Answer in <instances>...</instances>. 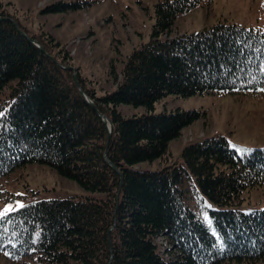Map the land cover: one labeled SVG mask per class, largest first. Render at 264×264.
<instances>
[{
  "label": "trees",
  "instance_id": "16d2710c",
  "mask_svg": "<svg viewBox=\"0 0 264 264\" xmlns=\"http://www.w3.org/2000/svg\"><path fill=\"white\" fill-rule=\"evenodd\" d=\"M203 1L160 0L150 40L121 68L111 65L114 87L98 95L79 71L76 83L58 42L0 0V179L46 164L100 195L38 201L2 215L0 253L10 261L224 264L264 257V210L239 208L244 191L264 185V147L240 154L225 136L212 135L168 160L171 143L202 113L154 112L168 95L264 92L263 29L218 23L173 34L178 17ZM91 5L59 0L42 14ZM80 87L113 124L107 154L108 128ZM121 105L146 112L126 116ZM156 161H164L156 170L141 166Z\"/></svg>",
  "mask_w": 264,
  "mask_h": 264
},
{
  "label": "rangeland",
  "instance_id": "374dc122",
  "mask_svg": "<svg viewBox=\"0 0 264 264\" xmlns=\"http://www.w3.org/2000/svg\"><path fill=\"white\" fill-rule=\"evenodd\" d=\"M56 1L59 0H5L24 25L52 37L59 48L70 54L72 67L98 95L111 90L114 87L111 65L121 68L134 48L150 40L156 21L155 6L160 0H91L93 5L83 11L42 14L46 5ZM218 23L264 30V0H204L178 17L173 34L197 32ZM177 108L197 110L202 116L171 143L168 160L178 159L190 142L212 135L225 136L240 154L264 147V92L168 95L155 104L154 112ZM120 111L132 116L145 113L146 108L121 105ZM163 163L145 162L141 166L156 170ZM86 196L100 195L61 175L54 167L27 164L0 179V217L21 208L20 205ZM239 208L245 212L264 210V185L244 191ZM160 242L167 247L165 241ZM0 264H35V261L26 258L12 262L0 253ZM224 264H264V257L256 262Z\"/></svg>",
  "mask_w": 264,
  "mask_h": 264
},
{
  "label": "water",
  "instance_id": "95a60500",
  "mask_svg": "<svg viewBox=\"0 0 264 264\" xmlns=\"http://www.w3.org/2000/svg\"><path fill=\"white\" fill-rule=\"evenodd\" d=\"M32 41V43H34L37 47H39L41 50H43L39 44L37 42H35L34 40L30 39ZM44 51V50H43ZM70 69H73L74 70V78H75V81L76 83L79 85L78 83V80H77V71L75 70V68L73 67H69ZM80 92H81V95L84 97V99L98 112V114L100 115L102 121L105 123V125L107 126L108 128V132H109V136H108V139H107V143H106V154H107V150H108V146H109V142H110V137H111V133H112V130H113V124L112 122L110 121V119L108 117H106L104 114H102L98 108L96 107L94 101L84 92V90L80 87ZM108 163L111 165L110 161H108ZM119 172V171H118ZM120 173V172H119ZM121 174V173H120ZM122 183H123V178L121 177L120 178V186H119V189H118V194H117V198H119L120 196V192H121V187H122ZM112 252V250H111Z\"/></svg>",
  "mask_w": 264,
  "mask_h": 264
},
{
  "label": "snow or ice",
  "instance_id": "6c2138e0",
  "mask_svg": "<svg viewBox=\"0 0 264 264\" xmlns=\"http://www.w3.org/2000/svg\"><path fill=\"white\" fill-rule=\"evenodd\" d=\"M20 207H23V205H20Z\"/></svg>",
  "mask_w": 264,
  "mask_h": 264
}]
</instances>
